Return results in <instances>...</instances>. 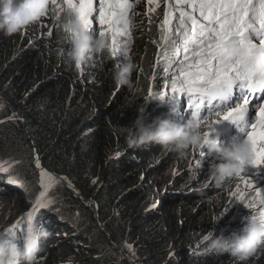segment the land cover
<instances>
[{
  "label": "trees",
  "instance_id": "16d2710c",
  "mask_svg": "<svg viewBox=\"0 0 264 264\" xmlns=\"http://www.w3.org/2000/svg\"><path fill=\"white\" fill-rule=\"evenodd\" d=\"M49 12L51 36L34 28L10 36L0 33V170L26 193L21 208L28 210L41 186V173L33 167L36 153L53 183L44 190L52 203L37 209L35 218L51 216L53 225L72 234L60 239L73 250L66 245L44 261L65 264L85 252L82 264H264V244L237 261L227 252L206 251L203 241L209 231L225 237L238 232L256 214L245 205L259 181L247 191L239 184L241 175L219 186L213 179L207 188L193 186L198 167L189 170L184 155L159 144L129 147L126 142L122 127L139 116L153 75L155 44L162 54L166 43L154 16L145 17L146 30L134 35L128 49L140 70L137 90L126 99L112 79L108 48L96 56L90 83L79 77L75 65L60 55L70 47L62 31L68 10L59 20L53 18L52 7ZM164 66L162 56L158 68ZM173 71L163 72L160 82L168 76L165 84H171ZM167 115L166 109H158L143 120ZM150 157L161 162L149 168ZM174 160L180 173L171 179ZM208 165L214 166L207 163L205 171Z\"/></svg>",
  "mask_w": 264,
  "mask_h": 264
},
{
  "label": "snow or ice",
  "instance_id": "6c2138e0",
  "mask_svg": "<svg viewBox=\"0 0 264 264\" xmlns=\"http://www.w3.org/2000/svg\"><path fill=\"white\" fill-rule=\"evenodd\" d=\"M179 4L178 23H174L171 13L166 12L161 37L166 41L162 44L163 71L176 70L170 77L173 93L186 94L189 102L196 98V104L190 103V108H195L192 116L198 123L206 119L200 112L202 106L206 107L209 117H217L208 123V129L219 120L235 123L252 145L250 164L264 165V103L261 102L264 101V0H179ZM51 5L56 20L61 19L60 14L65 8L86 29H91L93 19H96L93 17L94 0H62V4L59 0H51ZM131 8L127 0H99V24L102 28L107 25V30H101L99 35L111 37L113 56L121 50L119 38L126 35L122 28L128 24L126 17ZM169 25H173L171 36ZM236 89L239 94L234 97ZM258 92L262 93L259 99L256 97ZM254 104L258 105L255 109L257 122L249 124L245 117ZM212 142L208 132H204L201 150ZM204 155L201 151V156ZM36 168L41 172V186L47 190L53 181L48 178L38 157ZM242 180L246 187H255L246 176ZM50 203L52 201L47 200L46 192L42 191L33 212ZM245 206L255 211L252 219L264 223V192L260 188H255V194ZM31 223L32 214L29 213L25 244L32 243L29 237ZM14 227L5 232L12 234Z\"/></svg>",
  "mask_w": 264,
  "mask_h": 264
},
{
  "label": "clouds",
  "instance_id": "9594fccd",
  "mask_svg": "<svg viewBox=\"0 0 264 264\" xmlns=\"http://www.w3.org/2000/svg\"><path fill=\"white\" fill-rule=\"evenodd\" d=\"M49 3L50 0H0V33L10 36L38 22L47 12ZM62 31L66 44L70 47L66 51L62 50L60 55L66 56L74 65H82L89 57L102 56L108 48L104 37L93 34L72 15L65 17ZM135 70V63L127 52H124L123 62L113 69L112 79L116 85L132 89L134 87L132 75ZM166 110L168 111L166 118L155 117L146 123L142 117L138 116L131 126L122 127V130L127 132L128 146L141 147L154 143L184 155L190 147L201 143L203 139L201 124L194 117L187 118L182 124L174 123L172 118L175 116L179 118V115L175 111L171 112L173 108H166ZM208 150L219 155V161L214 164L211 171L217 186L226 178L239 177L244 171V166L250 164L253 158L252 145L247 137L239 141L233 138L222 146L213 140L208 145ZM37 157L35 153L33 167L41 173L36 168ZM2 177L6 179L0 170V193H3L9 185H12L14 194L19 193L20 188L17 184L8 179L3 183ZM55 178L60 180L57 176ZM40 193L34 202L29 203L28 210H20V216L16 219L17 223L13 230L14 241L6 245L0 244V264H48V261L44 260L59 253L62 247L70 245L69 247L74 249V246L66 241L61 242L62 236L64 239L63 234L54 235V231L60 229V224H52L55 218L48 215H46L48 217L35 218L36 211L33 212V207ZM77 196L83 199L80 195ZM28 212L32 214L29 233L32 243L25 244V238L28 236ZM203 241L206 244V251L227 252L237 261H243L252 256L261 244H264V223L247 218L238 232L225 237L223 234L216 235L213 231H209L203 235ZM65 264H73L72 258H69Z\"/></svg>",
  "mask_w": 264,
  "mask_h": 264
},
{
  "label": "rangeland",
  "instance_id": "374dc122",
  "mask_svg": "<svg viewBox=\"0 0 264 264\" xmlns=\"http://www.w3.org/2000/svg\"><path fill=\"white\" fill-rule=\"evenodd\" d=\"M59 2L62 4V0H59ZM129 4L132 5V8L128 10L129 15L126 17L128 24L122 28L123 31L126 32V35L123 38H119V42L121 45V50L118 52L116 56H113L110 51V45H111V37L108 36L107 40L109 39V45L108 49L110 51V62L114 69V67H118L123 62V53L127 52V54L131 57L132 52H128V49L130 45L132 44V40L134 35L141 33V30H146V16L152 14L154 18L156 19L157 28L159 31H162L163 21L165 18V13L170 12L171 17L174 21V23H178V17H179V0H127ZM51 0L49 3V7L47 10V15L42 17L38 22L33 23L29 25L26 30H31L34 28L37 30L39 34H45L47 36H50L49 33L51 32V20L49 18L50 14V8ZM99 8V0H94V11H93V17L96 19H93L92 22V28L90 31L93 34L99 35V32L101 30H107V25L102 26L99 24L98 20V11ZM66 10V8H65ZM190 10V9H185ZM69 16H73L75 18L74 14H71L68 11ZM172 28L173 25H169V35L172 34ZM150 46L152 45V41H149ZM128 46V47H127ZM182 54V47L180 49ZM162 57V54L160 52V46L155 44V51L152 52L151 56V74L153 75L149 77L148 83H147V94L145 95L142 103V108L139 110V116L142 118H147V116L151 115L153 111H158V109H166V108H174L175 113L179 115V118L173 117L172 122L174 123H180L182 124L187 118L193 117L192 111H194V108H190V103L188 100V96L184 93H173V90L171 88V84H166L165 82L168 79V76L163 82H160L161 76L163 75V69L162 67L158 68V65L160 63V59ZM159 58V62H158ZM133 60V59H132ZM96 56L89 57L88 60L80 65L79 68L76 67L79 77L83 78L85 76L86 79L89 80V77L91 74L95 73L96 70ZM135 63V60L133 61ZM136 65V70L133 72L132 80L134 87L132 89H128L126 87H120L116 85V89L123 94V97L128 99L130 98V95L132 92L134 93L137 90L138 81L137 76L139 72L138 65ZM84 84V82H82ZM90 80L86 82V84H89ZM151 93V95H149ZM163 94V96H161ZM195 97L193 98V100ZM192 100V101H193ZM264 103V101H261ZM192 104V103H191ZM258 108V105L253 106V108H250L249 113L246 114V121L250 123H255V109ZM205 117L206 119L202 120L200 122L201 124V133L203 136L204 132H208L209 139L215 140L218 145H223L229 141H232L233 138L236 139V141L242 140L246 138V134L244 132H241L239 127L231 122L226 120H219L217 123H214L211 128H207L208 123H210L212 120L217 119L214 115L209 117L208 113L206 112L202 117ZM251 129L249 128V131ZM203 140V139H202ZM202 143V141H201ZM201 143L197 145V148L190 147L186 152L188 154H184V157L188 160L187 167L189 170H195L197 167L198 176L194 179V182L192 183L193 186L197 185H203V188H207L210 181L213 179L211 174H208L212 171V167L210 165L208 170L205 171L203 166L207 165V163H212L213 165L219 161V155L216 152L211 153L208 150V146L205 145L204 148L201 150ZM201 151L205 153L204 156H201ZM182 156V155H181ZM177 159V158H176ZM159 157H150L147 160V164L149 168L156 167L160 163ZM170 178L172 179L175 175L180 173V168L178 167V160H174L172 166L170 167ZM246 176L251 180V183H255L259 181V186H256L261 189L262 192H264V165L261 166H253L251 164H247L244 166V171L241 174V178ZM55 178V177H54ZM2 182L5 183L7 178L5 179L2 177ZM61 180V179H60ZM62 181V180H61ZM65 185L66 182L62 181ZM154 182V181H153ZM239 184L243 185L242 189L244 191H247L246 185L244 184L243 180L241 179V182ZM255 187V188H256ZM42 191L45 190V188L40 187ZM255 190V189H254ZM233 191V190H232ZM9 195V196H7ZM0 244H8L10 242L14 241L13 233L8 234L5 232V229H8L10 227L16 226L17 218L20 216V210H22L21 205L22 201L24 199L25 202V196L26 193L22 192V189H19V194L14 195V189L12 185L7 186L6 190L3 193H0ZM19 210V211H18ZM29 214V212L27 213ZM28 218V217H27ZM9 223V224H8ZM7 224V225H6ZM68 228V227H67ZM14 230V228H13ZM76 233H78L76 231ZM61 235L66 234L68 236H72V234L65 233L62 230L54 231V235ZM132 250L131 248H129ZM85 252L81 253V255L76 256L75 258H72L73 264H77V261H79V264H82L83 259L85 258ZM120 254L125 257L127 260L129 259L128 255L125 254L123 251H120ZM54 256H52L53 258Z\"/></svg>",
  "mask_w": 264,
  "mask_h": 264
},
{
  "label": "water",
  "instance_id": "95a60500",
  "mask_svg": "<svg viewBox=\"0 0 264 264\" xmlns=\"http://www.w3.org/2000/svg\"><path fill=\"white\" fill-rule=\"evenodd\" d=\"M78 197V196H77ZM79 198V197H78ZM80 200H81V198H80ZM82 202H85V203H89V201L87 202L86 200H84V199H82L81 200Z\"/></svg>",
  "mask_w": 264,
  "mask_h": 264
}]
</instances>
